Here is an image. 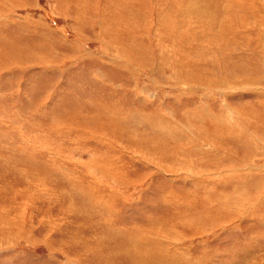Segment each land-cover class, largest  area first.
<instances>
[{"label": "rangeland", "instance_id": "rangeland-1", "mask_svg": "<svg viewBox=\"0 0 264 264\" xmlns=\"http://www.w3.org/2000/svg\"><path fill=\"white\" fill-rule=\"evenodd\" d=\"M263 214L264 0H0V264H113L187 216L231 222L185 228L192 264H264Z\"/></svg>", "mask_w": 264, "mask_h": 264}, {"label": "bare ground", "instance_id": "bare-ground-1", "mask_svg": "<svg viewBox=\"0 0 264 264\" xmlns=\"http://www.w3.org/2000/svg\"><path fill=\"white\" fill-rule=\"evenodd\" d=\"M181 1V0H180ZM185 1V0H184ZM191 3V2H190ZM180 6L182 5V3L180 2V4H179ZM189 5V4H188ZM187 7V6H186ZM194 7V6H193ZM196 7V6H195ZM184 9H186L185 7H184ZM188 10H190V7L188 8ZM180 13V12H179ZM183 14V13H182ZM185 14H186V12H185ZM202 14V13H201ZM176 16V15H175ZM180 16V15H179ZM163 19V18H162ZM165 19H167V18H165ZM167 24V23H166ZM173 25V24H172ZM161 33V32H160ZM172 36V35H171ZM118 51V50H117ZM119 52H120V50H119ZM173 125V124H172ZM174 128V127H173ZM184 134V133H183ZM195 146V145H194ZM174 148V147H173ZM178 148H176V150H177ZM174 151V150H173ZM179 152V151H178ZM171 153V152H170ZM175 153V152H174ZM190 153H189V151H188V149H187V147H185L184 149H183V151L180 153V154H177V155H175V156H172L174 159H177L178 160V167L179 168H176V170L178 169H185V170H191V168H192V165H191V163H192V160H191V156L189 155ZM172 155V154H171ZM205 162V161H204ZM185 166L187 167V168H185ZM177 167V166H176ZM199 169L201 168L200 166L198 167ZM193 169V168H192ZM175 170V171H176ZM192 171V170H191ZM193 171H194V169H193ZM180 172H182V171H180ZM185 172V171H184ZM189 172V171H188ZM190 173V172H189ZM192 174V173H191ZM194 174V173H193ZM197 177V176H196ZM210 177V176H209ZM211 177H213V176H211ZM219 177V176H218ZM206 178H207V176H206ZM220 178V177H219ZM203 179V178H202ZM217 180V179H216ZM192 181H193V179H192ZM206 181H208V182H213L214 180L213 179H210V178H208ZM199 182V180H195V183H198ZM209 191L211 190V189H208ZM212 191L213 192H215V190L214 189H212ZM212 192V193H213ZM225 195V194H224ZM221 196V195H220ZM207 198V197H206ZM257 198V197H256ZM256 198H254V200H251L250 201V206H252V204L254 203L255 204V202H258V200L256 199ZM242 201L244 200L243 198H240ZM217 201V200H216ZM219 201V200H218ZM241 202V201H240ZM248 202V201H247ZM243 204H244V202H243ZM253 204V205H254ZM238 205V204H237ZM220 206V205H219ZM240 206V205H239ZM241 207V206H240ZM111 208V207H110ZM110 208H108V209H110ZM208 208V207H207ZM227 208H228V206H227ZM230 208V207H229ZM243 209L245 210V208H238L237 210H236V212H238L239 211V214H238V216L237 217H240L241 215H243V214H241L240 212H245V211H243ZM104 210V209H103ZM212 210V209H211ZM224 211H226V208H224ZM228 211H230V213H231V210H228ZM233 211V210H232ZM258 211V210H257ZM235 212V211H234ZM235 212V213H236ZM252 212H253V210H252ZM259 212V211H258ZM223 214H226V213H223ZM227 214H229V213H227ZM255 214V213H254ZM183 215V214H182ZM233 215V214H232ZM237 215V214H236ZM256 215V214H255ZM264 215V214H263ZM226 217V216H225ZM232 217V216H231ZM200 217L199 216H197L196 218H190V217H188L187 216V218H185V219H183V220H180V221H178L177 223H171V224H165L164 226L166 227H164L163 226V224H158L157 225V227H153L154 229H153V231H156V232H164L163 233V237H164V239L165 240H168V241H170V243H163L162 241H157L155 238L157 237V235L159 236V237H161V235L160 234H156V237L155 238H153V237H151V236H149L150 235V231L149 230H147V229H143V228H136V229H134V231L133 232H135V233H127L128 235H127V239H128V241L130 242V244H128V246H129V249H130V251L128 252V254H126V256H125V258H124V260H114V261H111L113 264H115V262H121V261H124V262H127V263H129V264H163L164 262H161L162 261V259H163V257L161 256V254H163L164 256H165V258H166V255H167V257H168V259L169 260H173V261H175V262H170L171 264H192L193 262H191L192 260H191V252H190V246L188 245V246H186V248L185 247H181L180 245H179V243L180 242H182V241H184V240H186L188 237H186V233L184 232V230H185V228L187 229H192V230H190V232H192V233H190L192 236L193 235H205V234H207V233H210L211 231H213V230H215V229H218V228H224V226L226 225L227 226V224H230L231 225V222H229V220L228 219H226V218H224V219H226V220H228V221H223L221 224H220V222H218V223H213V224H211V225H209V224H200L199 222V219ZM201 218H209V217H207V216H205V215H201ZM237 219V218H236ZM231 220V219H230ZM232 220H234V219H232ZM258 220H260V218H258V216H257V221ZM201 221H202V219H201ZM263 222H264V220H263ZM262 222V223H263ZM8 224V223H7ZM107 224V223H106ZM264 224V223H263ZM206 225V226H205ZM262 225V224H261ZM8 226V225H7ZM177 226H179L180 228L182 227V229H183V231H181V230H178L176 227ZM160 227H164V228H161L160 229ZM200 227V228H199ZM203 227V228H202ZM236 227V226H235ZM205 228H210L208 231H206V232H204L203 233V230L205 229ZM226 228V227H225ZM143 229V230H142ZM163 229V230H162ZM152 230V229H151ZM125 231V230H124ZM128 232V231H127ZM188 233V232H187ZM121 234V233H120ZM17 235V234H16ZM31 235V234H30ZM72 235V234H71ZM154 235V234H153ZM94 236V235H93ZM114 236V235H113ZM70 237V236H69ZM78 237V236H77ZM163 237H161L162 239H163ZM72 238V237H71ZM74 238V237H73ZM72 238V239H73ZM110 238V237H109ZM160 238V239H161ZM35 239V238H34ZM72 239H70V240H72ZM95 239V238H94ZM202 239V238H201ZM33 240V236L31 237V241ZM43 240V239H42ZM68 240V239H67ZM43 241H45V238H44V240ZM85 241V240H84ZM39 242V241H38ZM42 242V241H41ZM66 242H73V241H66ZM125 242V241H124ZM33 243V242H32ZM36 243V242H35ZM45 244H46V242H44ZM74 243V242H73ZM77 243V242H76ZM83 243V242H82ZM96 243V242H95ZM80 243H78L77 245H79ZM84 244H86V243H84ZM97 244H99V243H97ZM181 244V243H180ZM75 245V244H74ZM81 245V244H80ZM88 245V244H87ZM91 246V245H90ZM153 246H155L154 248H153ZM171 247V250H169V249H166L167 247ZM103 247V246H102ZM156 247H158V248H160L162 251H165V253L166 254H164V253H157L158 251H157V248ZM168 247V248H169ZM90 249V248H89ZM95 249V248H94ZM93 249V250H94ZM157 252H156V251ZM183 252H182V251ZM174 251V252H173ZM173 252V253H172ZM176 253H178L179 255H177V256H180L181 255V257H179V258H175V255H176ZM189 253H190V255H189ZM159 255L158 256V258H157V256L156 255ZM109 255H111V254H109ZM103 256V258H104V255H102ZM112 256V255H111ZM114 257L115 258H117L118 257V253H116L115 255H114ZM7 259V258H6ZM164 260V259H163ZM70 264V263H69Z\"/></svg>", "mask_w": 264, "mask_h": 264}]
</instances>
